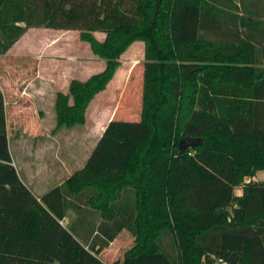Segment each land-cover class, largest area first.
Listing matches in <instances>:
<instances>
[{"label": "trees", "instance_id": "trees-1", "mask_svg": "<svg viewBox=\"0 0 264 264\" xmlns=\"http://www.w3.org/2000/svg\"><path fill=\"white\" fill-rule=\"evenodd\" d=\"M231 6L0 0V54L44 26L78 30L105 61L56 94L59 128L84 124L121 55L144 43L139 120L111 118L84 165L39 198L12 164L0 89V264H107L99 254L124 230L134 244L111 264H264V181H245L264 170V30L259 11ZM185 136L201 142L180 152Z\"/></svg>", "mask_w": 264, "mask_h": 264}, {"label": "rangeland", "instance_id": "rangeland-1", "mask_svg": "<svg viewBox=\"0 0 264 264\" xmlns=\"http://www.w3.org/2000/svg\"><path fill=\"white\" fill-rule=\"evenodd\" d=\"M243 8L260 12L258 19L264 30V0H232V6L226 10L241 15ZM240 30L245 36L247 30L241 27ZM138 52V59L129 67L123 87L114 83L103 94L94 97L85 111L84 124L60 128L56 126L55 89L67 93L65 86L69 80L85 77L99 67V59L89 42L81 39L78 30L30 27L5 54H0V88L5 102L12 164L28 188L29 159L33 156L44 157L51 165L59 155L72 161V168H75L95 144L109 118L139 120L144 58ZM123 62L127 64L126 56ZM42 80L50 82L48 91L41 89ZM55 82L57 84L53 86ZM69 218L70 214L62 221L65 226L69 225ZM163 241L168 246L171 238L166 236ZM133 244L134 238L124 230L101 250L99 257L111 264L121 259ZM175 252L171 249V254Z\"/></svg>", "mask_w": 264, "mask_h": 264}, {"label": "crops", "instance_id": "crops-1", "mask_svg": "<svg viewBox=\"0 0 264 264\" xmlns=\"http://www.w3.org/2000/svg\"><path fill=\"white\" fill-rule=\"evenodd\" d=\"M66 31H71V30H66ZM92 34L99 41L104 40V38L106 36V34L104 32H100V31H93ZM138 50L141 52V57L144 58V43L142 41H134L133 43H131L129 45V47L121 55V57H120L121 64L117 68L112 79L109 81L106 88L103 91L96 94L95 97L103 94L108 89V87L114 83H116L118 85L120 83V85H119L120 87H123L125 85V81L129 75V73H128L129 67L132 65L133 61L138 59V56H137L139 54ZM95 56H96L97 60L99 59L98 69L97 68L93 69V71L91 70V72L88 73L85 77L76 78V79L85 80L90 75L103 70V68L105 66L104 59L100 58L96 54H95ZM125 56L127 59L126 65L123 62ZM101 59H102V61H101ZM260 66L263 67L264 62H262V64ZM71 80H69L68 83L66 84V86H65L66 88L69 87V83ZM56 84H57V82H55L53 86H56ZM50 86L51 85H50L49 81H47V80L41 81V89L43 91L44 90L48 91ZM55 90L57 93L59 91H62V89H55ZM111 118H113V117H111ZM111 118H109L108 120H110ZM101 134H102V132H101ZM98 138H97V140H98ZM97 140H96V142H97ZM96 142H95V144H96ZM95 144L91 147V149L89 150L87 155L83 158V161L81 163H79L75 168H72L73 167L72 161H69V160L66 161V159H64L63 157H61L59 155L56 157L57 161H55L54 164H51V165H49V163L46 162L44 157H38V155H35L32 158H30L29 159V189L33 192L34 195H36L39 198L42 194H44L50 188H52L54 186L61 185L71 174H73L76 170L80 169L84 165L86 159L88 158V156H89L91 150L93 149V147L95 146ZM9 151H10V148H9ZM10 155H11V159L13 160L11 152H10ZM252 180L260 181V182L264 181V170H259L256 172V174L254 176L245 178V181H247V182L252 181ZM35 190H36V192H35ZM233 193L237 196L241 195L242 194V186L241 185L235 186L233 188ZM69 214H70V218H69L70 219L69 224H70L71 222H73L75 220L76 214L72 210H68L66 213V216H68ZM66 216H65V218H66ZM65 218L62 220L63 222L65 221Z\"/></svg>", "mask_w": 264, "mask_h": 264}, {"label": "water", "instance_id": "water-1", "mask_svg": "<svg viewBox=\"0 0 264 264\" xmlns=\"http://www.w3.org/2000/svg\"><path fill=\"white\" fill-rule=\"evenodd\" d=\"M161 0H155V10L157 9ZM201 139L198 137H182L178 142V150L183 152L185 149L194 147L195 145L199 144Z\"/></svg>", "mask_w": 264, "mask_h": 264}, {"label": "built area", "instance_id": "built-area-1", "mask_svg": "<svg viewBox=\"0 0 264 264\" xmlns=\"http://www.w3.org/2000/svg\"><path fill=\"white\" fill-rule=\"evenodd\" d=\"M62 223V222H61ZM215 264H226V262H224V261H218V262H216Z\"/></svg>", "mask_w": 264, "mask_h": 264}]
</instances>
